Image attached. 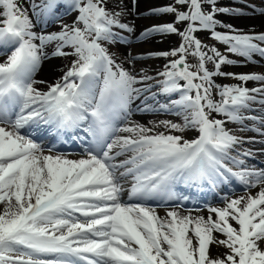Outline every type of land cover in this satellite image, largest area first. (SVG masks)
<instances>
[{"label": "snow or ice", "instance_id": "obj_1", "mask_svg": "<svg viewBox=\"0 0 264 264\" xmlns=\"http://www.w3.org/2000/svg\"><path fill=\"white\" fill-rule=\"evenodd\" d=\"M236 2L264 15V0L261 6ZM108 3L0 0V264H264V167L249 166L256 152L240 148L264 140L234 135L226 126L264 137V74L223 70L264 60V32L223 23L218 17L248 13L219 0H170L146 13L163 23L134 35V23L123 17L141 15L140 0L130 6L118 0L113 9ZM121 33L137 41L180 38L168 51L148 53L166 61L157 83L167 100L139 109L167 112L180 123L131 122L133 104L151 91L137 85L152 77L138 79L104 47L130 45ZM128 55L130 62L144 58ZM188 56L198 63L189 64ZM53 58L70 63L47 84L36 76ZM45 84L46 90L38 87ZM161 127L166 131H156ZM188 132L193 138H185ZM43 133L54 138L47 146L37 140ZM74 140L86 143L79 159L62 150ZM233 181L244 194L225 196L222 207L208 205L207 217L182 212L181 203L161 216L159 204L148 203L186 200L177 184L216 189ZM213 247L224 251L213 255Z\"/></svg>", "mask_w": 264, "mask_h": 264}, {"label": "rangeland", "instance_id": "obj_2", "mask_svg": "<svg viewBox=\"0 0 264 264\" xmlns=\"http://www.w3.org/2000/svg\"><path fill=\"white\" fill-rule=\"evenodd\" d=\"M149 1H151V3L150 2L145 3L144 0L141 1V4L139 6V11H140L141 15H139V16H131V15L125 16V17H123V21L127 22L129 24H133L132 22L136 21V19H138L139 17H148L146 13L151 6L159 5L162 3V0H149ZM126 2H127V0H126ZM248 2L256 4L258 6L262 5V0H248ZM116 3H118V0H109V3L107 6L109 9H113L114 4H116ZM127 4H129V3L127 2ZM219 6L241 8V9H243V11L248 13V16L251 15L250 9L244 8L243 3H237L236 0H219ZM258 15H260V14H258ZM73 17H74V14L66 16L64 22L70 23L74 19ZM226 17H228V16H226ZM250 17H253V15ZM151 21H152V23H147V24L145 22H143L144 26H141L140 28H136V33L134 35L139 34L141 32V30H143L147 25H148V27H150V26H152L151 24L154 25V24L164 22V21L156 20V19H151ZM52 30H58V28L52 29ZM244 31L246 33L250 32V31L255 32V33H260V32H264V29L263 30H261V28L260 29H253V27H251L250 29H247ZM244 31L242 30V32H244ZM121 35L127 36L128 39L132 41L131 44L130 45L129 44H111L110 45V44L105 43L104 47L108 48L110 54L113 55V57L117 61V63L122 64V66L125 69L132 71L134 74H139L138 78H140L141 76L152 77V79L146 81L144 85H148V87H152L151 90H156V88L159 89L160 85L157 82L163 80V77L159 76L158 73L162 72L164 70V66L159 67V65L161 62H164L163 65H165L166 61L162 58H147L148 53L168 51L171 48L179 45L180 38L178 36L175 37L174 35L171 36V37H174V41H172L170 48H164V47L158 46V44L157 45L156 44H150L149 42H146V41H139L140 46H137V44L134 45V42L137 43L138 41L135 40L133 38V36H128L127 33H121ZM197 35L201 38L202 42L207 44L209 47L215 46V47L219 48V50L224 55L229 56L230 59H234V60L243 62L242 58H240L238 56H233V55L227 53V51L225 50V47L223 45L218 44L215 41H212L210 38H207L202 34L198 33ZM160 38L161 37L157 36V37L152 38V40L158 39L156 41L158 43ZM129 53H131L133 57L140 56V57H144V58L136 59V60L130 62L129 55H128ZM187 59H188V63L191 65H195L196 63H198L197 59L192 57V56H188ZM69 63H70V60L69 59L66 60V66H68ZM247 65L251 66L249 73L264 74V60H261L260 64H247ZM208 67L210 70L213 69L212 64H208ZM233 68L234 67L229 68V66H224L223 70L227 71V72H234ZM192 70L195 71V68H193ZM216 83L234 84V83H238V82L231 80V79L216 78ZM152 84L156 85V86H152ZM254 86H259V85H256L254 83H250V85L248 87L251 88ZM46 87H47V85H46ZM214 98L217 100L219 99L218 96H214ZM160 100H161L160 104H164L167 100V97L161 95ZM253 106H257V105H253ZM145 113L148 114L149 112H145ZM151 113H154V112H151ZM156 114H162L163 117H165V118H163V119H156V118L154 119L153 118V120L150 121V123L148 124L151 127H152L153 123H158L160 121H165V120H169V121H172L175 123L181 122L179 117H177L175 115L168 114L167 112H164V111H158V113H156ZM246 123L249 124V127H250V125L252 126L251 121H246ZM240 127H241L240 125H235V126L229 125V126H227V128H229L234 135L244 137V138L255 137L256 140H258V141L264 140V137H260L259 135H257L256 133H254L252 131H247V130L241 131ZM156 131L165 132L166 130L161 127V129L158 128V129H156ZM172 134H179V133H172ZM184 135H185L186 139L193 138V135L190 136L189 132L185 133ZM240 148H245V149L247 148V149H252L253 151H255L256 155L254 156L255 162L253 165L256 167H264V151H260V150L264 149V143H245L242 146H240ZM235 154L236 153L234 152L233 155H235ZM256 161H257V163H256ZM124 186H125V188H127L129 185L127 182H125ZM235 193L236 194L243 193V190H241L239 192H235ZM174 206L175 205H170V206H166V207H157V209H160V208L165 209V208L174 207ZM0 208H2V206H0ZM193 211H196V209ZM200 211H205V210L203 208H201L198 212H200Z\"/></svg>", "mask_w": 264, "mask_h": 264}, {"label": "bare ground", "instance_id": "obj_3", "mask_svg": "<svg viewBox=\"0 0 264 264\" xmlns=\"http://www.w3.org/2000/svg\"><path fill=\"white\" fill-rule=\"evenodd\" d=\"M141 1H143V0H140V4H141ZM144 1H145V3H148V2L151 3V1H149V0H144ZM169 1L170 0H162V3L161 4L168 3ZM127 2L130 5V0H127ZM127 2H126V0H124V3H127ZM250 16H252V14L249 15V16L248 15H245L243 17H229V16L226 17V16H220V18L218 17V19H220L223 23L231 24L234 28L239 29L241 31L242 30L244 31V30L250 29L251 27H253V29H260L261 28V30H263L264 29V15H258V14H256V15H253V17H250ZM167 19L169 20V19H171V17H167ZM143 22H145L146 24L147 23H152L151 18H149V17H139L138 19H136V21H133L132 23H135L134 24L135 25V28H140L141 26H144L143 25ZM151 25H153V24H151ZM147 27H148V25L145 28H147ZM157 40L158 39H153V40L150 39V40H148L146 42H149L150 44H156V45L158 44V46H161V47H164V48H170V46L172 44V41H174V37H171V36L170 37H161L158 43L156 42ZM135 44H137V46H140L139 45V41L137 43L134 42V45ZM3 59H4V57L0 56V62H3ZM254 59L261 62V60H260L259 57H254ZM66 60H68V58H53V59L46 60L44 62V64H43L40 72L37 74L36 78L39 79V80H45V81H47V84L54 83L63 74L62 71H60V70L61 69L66 70V67H67L66 66ZM241 63H243V62H241ZM163 64H164V62H161L160 65H159V67H163L164 66ZM250 68H251V66L246 65V66L234 67L233 70H234L235 73H238V74L239 73H249ZM47 84H45V85H38V87L41 90H46L47 89V87H46ZM140 85H142V84H138L137 87H139ZM249 85H250V83L247 86H249ZM146 94L144 93L143 96H145ZM143 96H141V98L139 100H143ZM139 100L135 101L134 104H136ZM153 118L154 119L155 118L156 119H163L165 117L142 116L141 114H139V116L133 117L131 119V122H133V123H139V124H142V125L151 127L148 124L150 123V121L153 120ZM229 125L235 126L236 124L229 123L226 126H229ZM189 134H190V136L193 135V133H191V132H189ZM118 135L123 136V135H128V134L127 133H119ZM72 149H75V148H72ZM68 158H70V159H79V158H76V157H68ZM181 185L183 186L182 183L181 184H177L176 186H181ZM186 187L189 188L190 190L192 189L189 185H187ZM258 191H259L258 188L251 189L250 193L252 195H255ZM242 194H244V193H239V194L230 193V194H228V197H230V198H237V197H239ZM126 199H127V197H125V200ZM148 203L152 205L151 202H148ZM208 205L217 206V207H222L223 206L222 202H220V203H216L215 202V203L207 204L206 206H204V205L201 206L200 205L199 207H202L205 211H200V212H198V211H192V214L193 215H202V216L207 217L209 215V213L207 211ZM195 208H197V207H195ZM184 209H191V207L190 208H183V209H180V210L182 212H184ZM192 209L195 210L194 208H192ZM168 210H170V208H167V209H157L158 213L161 216H163L166 213V211H168ZM185 214H187V213H185ZM223 251H224L223 248H216V247H213L212 248L213 255H216L217 253H220V252H223Z\"/></svg>", "mask_w": 264, "mask_h": 264}]
</instances>
